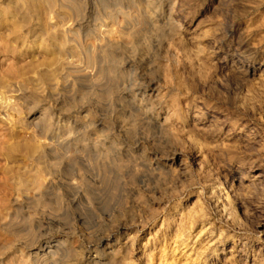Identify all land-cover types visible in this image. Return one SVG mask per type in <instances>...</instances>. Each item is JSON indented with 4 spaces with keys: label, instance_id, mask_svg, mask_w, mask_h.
I'll list each match as a JSON object with an SVG mask.
<instances>
[{
    "label": "rangeland",
    "instance_id": "obj_1",
    "mask_svg": "<svg viewBox=\"0 0 264 264\" xmlns=\"http://www.w3.org/2000/svg\"><path fill=\"white\" fill-rule=\"evenodd\" d=\"M62 1L0 0V264H264V0Z\"/></svg>",
    "mask_w": 264,
    "mask_h": 264
},
{
    "label": "bare ground",
    "instance_id": "obj_2",
    "mask_svg": "<svg viewBox=\"0 0 264 264\" xmlns=\"http://www.w3.org/2000/svg\"><path fill=\"white\" fill-rule=\"evenodd\" d=\"M55 1H51V0H46V5L49 7V8H52L54 9V7H57V9L55 8V16L57 15H60V13L62 12H59L60 9H63L64 8V2L62 0H60L59 2V6H56V2L54 4ZM75 2V1H74ZM123 4V3H122ZM121 4H117V5H114L113 7H117V8H114L117 12V14L121 15L122 16V19H126L127 17H129L128 13H126V10H124V8L122 6H120ZM43 6V5H42ZM48 9V8H47ZM144 10V9H143ZM169 10V9H168ZM139 11V10H138ZM76 12L77 13H80V11L78 9H76ZM130 13V12H129ZM63 16V15H62ZM76 17V16H75ZM110 18V16H109ZM66 19V18H65ZM111 19L115 21V18L113 15H111ZM61 20V18H60ZM147 20V19H146ZM63 21V20H62ZM66 21V20H65ZM152 21V20H151ZM64 22V21H63ZM104 23V22H103ZM120 23V22H119ZM108 24V23H107ZM118 25V24H116ZM141 26V25H140ZM107 27V26H105ZM101 28V27H100ZM90 31H88V34L86 35V37L88 36H91V34L94 36V38H97L98 40L100 39L101 43L105 42V38L104 36L105 35H109L110 33L114 32V34L118 35V36H124L126 34H129L131 32V28H126V27H122V26H118V28H115L114 30L112 31H108V30H99V29H93L89 34ZM133 35V34H132ZM92 36V37H93ZM111 36V35H110ZM117 39V38H116ZM115 39V40H116ZM96 42V40H95ZM119 42V41H118ZM106 43V42H105ZM116 44V43H115ZM114 44V45H115ZM91 46V47H90ZM90 46H86L85 47V51L87 53V60L90 61V62H93L95 63L96 61V64L98 63L96 58L94 57V55L92 53H90L95 47L94 45H90ZM106 48V47H104ZM103 47H100L98 48L99 50L101 49H104ZM77 63V62H76ZM102 63V62H101ZM93 70V69H92ZM86 71V69L84 70ZM127 71V70H126ZM136 92H139L136 90ZM142 92V91H141ZM143 93V92H142ZM142 97V96H141ZM140 99V98H139ZM144 99V98H143ZM131 106V105H129ZM165 115V114H164ZM54 143V142H53ZM46 151L43 150L41 153H45ZM40 159V158H39ZM38 161V160H37ZM42 164V162L38 161V165ZM51 169V168H50ZM50 169L48 170L46 167L45 168H42V167H38L36 169V171L34 172V175L29 177L28 178H23V177H14L12 178L13 180V186L12 188L15 189L16 191L18 192H21V193H30L31 195H33L34 197H37V198H42L44 196V193H45V190L47 188V185H45L43 182L40 181V175H42L41 173L43 174H47L49 175L50 174ZM44 175V176H45ZM48 193V192H47ZM25 198V197H24ZM31 198V197H30ZM102 239V238H101ZM55 243V242H54ZM100 245V244H99ZM49 246V245H48ZM47 246V247H48ZM51 247V246H50ZM106 248H108L109 253L111 255L114 254L113 250L111 249V247H109V245H106ZM48 249V248H47ZM62 249V248H61ZM49 253V251H48ZM38 256V255H37ZM92 263V262H91Z\"/></svg>",
    "mask_w": 264,
    "mask_h": 264
}]
</instances>
